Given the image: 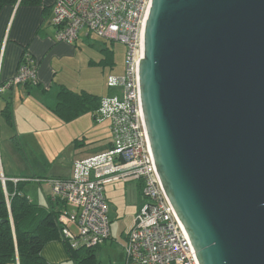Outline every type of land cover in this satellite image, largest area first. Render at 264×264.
Segmentation results:
<instances>
[{
  "label": "water",
  "instance_id": "water-1",
  "mask_svg": "<svg viewBox=\"0 0 264 264\" xmlns=\"http://www.w3.org/2000/svg\"><path fill=\"white\" fill-rule=\"evenodd\" d=\"M149 145L199 264H264V0H151Z\"/></svg>",
  "mask_w": 264,
  "mask_h": 264
},
{
  "label": "built area",
  "instance_id": "built-area-1",
  "mask_svg": "<svg viewBox=\"0 0 264 264\" xmlns=\"http://www.w3.org/2000/svg\"><path fill=\"white\" fill-rule=\"evenodd\" d=\"M150 5L151 0H54L50 22L56 28L57 41L73 43L85 29L84 35L94 32L101 38L125 43L126 56L123 75L107 77V86L117 91L103 96L96 110V120H110L109 148L75 160L70 177L49 179L50 195L73 207L59 214L63 239L73 248L96 246L110 237L104 184L138 179L143 201L126 232L123 264H199L158 175L141 109L139 33L144 30ZM35 78L36 64L25 51L5 87L35 82ZM6 179L0 172L9 205ZM71 223L76 225L75 232L69 228Z\"/></svg>",
  "mask_w": 264,
  "mask_h": 264
},
{
  "label": "crops",
  "instance_id": "crops-1",
  "mask_svg": "<svg viewBox=\"0 0 264 264\" xmlns=\"http://www.w3.org/2000/svg\"><path fill=\"white\" fill-rule=\"evenodd\" d=\"M53 2L54 0H40L35 4L16 3L5 5L0 10V86L2 87L0 91V172L7 178L4 182L7 193L11 189L15 190L16 186L20 192L25 193L22 186L24 182L35 180V178L43 180L41 177H45V116L58 117L53 112V107L57 102V92L61 86L73 91L85 90L101 98L117 91L107 86V77L112 74H105V66L109 65L112 69L115 63L112 48L100 45L98 50H94V57H89L88 53L84 52L85 49L80 46L79 38L73 43L57 41L56 28L50 22ZM24 51L30 54L36 64L35 82L5 87L16 73ZM109 51L113 63L104 64L102 58ZM8 101L11 107L10 119L4 112ZM87 113H90L94 121L96 120V111L80 115ZM58 119L64 121L59 117ZM105 119L96 120V122L101 123ZM108 121L109 136L105 150L109 148L111 141L110 120ZM77 145L81 144L76 143ZM102 150L98 153L103 152ZM92 155L80 154V157L76 155L78 157L73 158L72 164L77 158L82 159ZM71 172L72 166L68 175L62 173L59 176L68 178ZM13 178L18 180L15 182ZM140 184L138 179L129 181L117 179L104 184L110 231L111 222H114V219L124 220L127 228L132 225L143 201ZM0 187L4 192L1 180ZM43 194L45 202L36 204L47 203V195H50V192L44 191ZM27 197L30 199L28 195ZM55 205L58 210L73 209L70 204L64 202L55 203ZM69 228L73 232L76 231L74 223L69 224ZM41 254L50 264H58L67 258L61 239L46 242ZM8 264H19V262L16 260Z\"/></svg>",
  "mask_w": 264,
  "mask_h": 264
},
{
  "label": "trees",
  "instance_id": "trees-1",
  "mask_svg": "<svg viewBox=\"0 0 264 264\" xmlns=\"http://www.w3.org/2000/svg\"><path fill=\"white\" fill-rule=\"evenodd\" d=\"M38 2L40 0H0V10L5 5ZM102 61L104 64L113 63L110 51L103 56ZM25 83L30 84L31 82ZM100 99L98 95L85 90L73 91L61 86L57 92V102L53 107V112L62 120L69 121L82 113L95 112L99 107ZM4 112L10 119L9 101L5 105ZM56 178L65 177L58 176L48 179ZM12 190L8 191V206L3 189L0 187V264H8L16 260L19 264H50L44 259L41 251L45 243L53 239H61L64 243L69 264H95L93 251L98 245L73 248L61 235L59 221L61 210L56 209L55 203L64 201L47 195V203L39 205L32 202L25 193L20 192L17 186L15 190ZM140 190L142 194V183Z\"/></svg>",
  "mask_w": 264,
  "mask_h": 264
},
{
  "label": "rangeland",
  "instance_id": "rangeland-1",
  "mask_svg": "<svg viewBox=\"0 0 264 264\" xmlns=\"http://www.w3.org/2000/svg\"><path fill=\"white\" fill-rule=\"evenodd\" d=\"M84 32L85 29H82L79 33V44L85 49L84 52L88 53L89 57H94V50H98L100 45L112 48L115 63L112 69L109 65L105 66V74L122 76L125 68V43L101 38L94 32L84 36ZM108 126V119L98 123L93 120L90 113L69 121H61L54 115L48 118L45 116V180H29L22 184L30 199L35 203L45 202L43 192L51 193L48 178L58 177L62 173L68 175L71 166H73V158L80 157V154L92 155L102 149L104 151L109 136ZM83 141L84 144H82ZM76 143L81 145L76 146ZM75 150L76 153H74ZM113 221L111 222V236L93 251L95 264H123L125 260L124 245L127 241L125 236L129 227L127 228L124 220L114 219ZM58 264H69L68 257Z\"/></svg>",
  "mask_w": 264,
  "mask_h": 264
},
{
  "label": "bare ground",
  "instance_id": "bare-ground-1",
  "mask_svg": "<svg viewBox=\"0 0 264 264\" xmlns=\"http://www.w3.org/2000/svg\"><path fill=\"white\" fill-rule=\"evenodd\" d=\"M142 32H143V29L140 31V33H139V51H140V53H142V45H143V34H142Z\"/></svg>",
  "mask_w": 264,
  "mask_h": 264
}]
</instances>
